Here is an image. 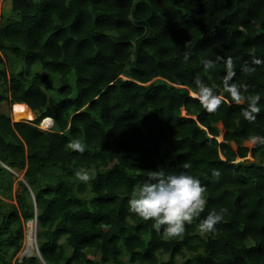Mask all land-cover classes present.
Here are the masks:
<instances>
[{"label":"trees","instance_id":"obj_1","mask_svg":"<svg viewBox=\"0 0 264 264\" xmlns=\"http://www.w3.org/2000/svg\"><path fill=\"white\" fill-rule=\"evenodd\" d=\"M11 9L15 18H0V102L36 118L0 112V264H264V146L245 145L264 135V0H11ZM229 57V83L261 97L255 121L225 90ZM197 76L224 91L214 90L213 112ZM76 138L83 153L66 147ZM9 169L26 182L16 203ZM152 171H187L206 186L204 211L180 236L128 211ZM220 207L229 213L201 234L200 219ZM35 218L40 255L20 259Z\"/></svg>","mask_w":264,"mask_h":264},{"label":"clouds","instance_id":"obj_2","mask_svg":"<svg viewBox=\"0 0 264 264\" xmlns=\"http://www.w3.org/2000/svg\"><path fill=\"white\" fill-rule=\"evenodd\" d=\"M219 59V58H218ZM254 64H261L257 59ZM215 67V62L206 60L204 62L205 70ZM227 74L224 77L225 90L231 95L233 100L240 103L244 99L242 92L243 86L237 83H229L235 75L233 70V61L229 57L226 60ZM242 71H254L247 64ZM196 94L203 106L210 112L215 111L221 98L215 94L214 88L196 77L194 81ZM261 97L249 95L247 97V107L243 109L242 114L249 121L256 120V114L261 111ZM53 126V122H52ZM248 143L252 146H264V135L254 134L248 138ZM68 149L83 153L85 144L80 139L71 140L67 146ZM191 165L184 163L182 169H188ZM220 172H213V176H219ZM75 177L78 181L88 182L92 177L87 171H76ZM206 186L202 185L201 180L187 171L172 172L167 175L152 171L148 178L132 193V198L128 201V211L135 213L145 220L152 221V228L160 233L163 226V236L172 238L182 235L186 230V224H191L194 218H199L207 204L205 199ZM229 213L227 207H220L218 211L213 210L207 216L200 219L198 228L201 234L215 231V226L221 222ZM37 225V219H34Z\"/></svg>","mask_w":264,"mask_h":264},{"label":"rangeland","instance_id":"obj_3","mask_svg":"<svg viewBox=\"0 0 264 264\" xmlns=\"http://www.w3.org/2000/svg\"><path fill=\"white\" fill-rule=\"evenodd\" d=\"M8 17H10V18H15L16 17V15L12 12V9H11V0H0V18H8ZM209 79L211 80V84H212V87L214 88V90H217L219 92V94L222 96L224 91L221 89V87L217 86L214 83L212 78H209ZM0 95H2L3 97H5L7 95L4 88H0ZM14 105L15 104L11 103L10 100L1 101L0 102V112L10 115L12 121L13 122H17L18 120L15 119ZM23 120L33 121L34 119H23ZM39 127L42 130H45V131L50 130L52 128V126L49 125V122H45V120H43L40 123ZM220 141H221V138H220ZM245 145L247 147H249V148H253V146L250 143H248V142H246ZM249 160L252 161L250 156H249ZM10 171H11V173L13 175L12 182L9 183V186H11V187L8 190L5 189V193L10 198L9 199L10 202L16 203L15 199H16L18 193L20 192V189L18 187V182H20V181L23 182V180H22L23 179V174H21V173H19L17 171H13V170H10ZM0 197H3L1 192H0ZM3 199H6V198H3ZM34 222L35 221H30V222H28V224L26 226L24 243H23L21 251L19 252V254L17 256L19 258L23 256V253L25 251V241H26L27 232H28V230L30 228L29 226L30 225L34 226ZM37 228L38 227L36 225V226H34V229L32 230L33 235L36 234V239H37ZM35 250H36V248H35ZM30 256H38V254L35 251ZM88 256L95 262L99 261V259H100L99 254L98 253H93L92 251H88ZM158 259L160 260V262H167L169 260V257L168 256H159ZM184 261H185V257L184 256H178L176 258V264H183Z\"/></svg>","mask_w":264,"mask_h":264},{"label":"bare ground","instance_id":"obj_4","mask_svg":"<svg viewBox=\"0 0 264 264\" xmlns=\"http://www.w3.org/2000/svg\"><path fill=\"white\" fill-rule=\"evenodd\" d=\"M209 78H211V77L209 76ZM247 97H244V99L240 103L243 105L247 104ZM262 98H264V96ZM14 113H15V119H17L18 121H20V120L23 121V119H35L36 118V115L25 104H15L14 105ZM25 121H27V120H25ZM45 122H49V125L52 126V120L51 119H49V118L45 119ZM34 226H36L35 222H34ZM34 226L33 225L29 226L30 228L27 232L26 241H25V251L23 253V256L20 257V259H22L24 257H32L30 255L36 251L35 250V248L37 246L36 234L33 235V233H32Z\"/></svg>","mask_w":264,"mask_h":264},{"label":"water","instance_id":"obj_5","mask_svg":"<svg viewBox=\"0 0 264 264\" xmlns=\"http://www.w3.org/2000/svg\"><path fill=\"white\" fill-rule=\"evenodd\" d=\"M23 121H25V120H23ZM17 122H19V121H17ZM23 180V182L26 184V182L24 181V179H22ZM37 219V218H36ZM36 252H37V254L38 255H40V253H39V249H38V246H36Z\"/></svg>","mask_w":264,"mask_h":264}]
</instances>
